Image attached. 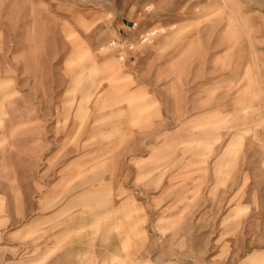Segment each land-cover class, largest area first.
Listing matches in <instances>:
<instances>
[{"label":"rangeland","instance_id":"374dc122","mask_svg":"<svg viewBox=\"0 0 264 264\" xmlns=\"http://www.w3.org/2000/svg\"><path fill=\"white\" fill-rule=\"evenodd\" d=\"M0 264H264V0H0Z\"/></svg>","mask_w":264,"mask_h":264},{"label":"built area","instance_id":"2783aa9c","mask_svg":"<svg viewBox=\"0 0 264 264\" xmlns=\"http://www.w3.org/2000/svg\"><path fill=\"white\" fill-rule=\"evenodd\" d=\"M154 34H155V32H152L150 35L152 36ZM144 40L146 41V39H144ZM116 44H117L116 41H111L110 44H109V46L114 47V46H116ZM120 56H121L120 59L122 60L123 59V55H120Z\"/></svg>","mask_w":264,"mask_h":264}]
</instances>
